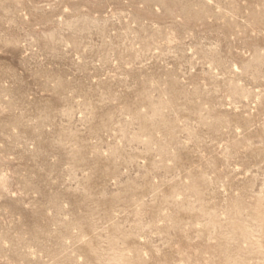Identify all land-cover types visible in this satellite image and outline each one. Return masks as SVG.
I'll use <instances>...</instances> for the list:
<instances>
[{"label":"rangeland","instance_id":"obj_1","mask_svg":"<svg viewBox=\"0 0 264 264\" xmlns=\"http://www.w3.org/2000/svg\"><path fill=\"white\" fill-rule=\"evenodd\" d=\"M0 264H264V0H0Z\"/></svg>","mask_w":264,"mask_h":264}]
</instances>
